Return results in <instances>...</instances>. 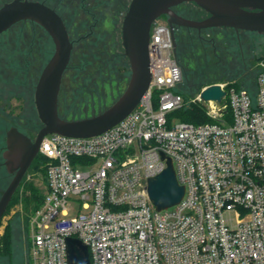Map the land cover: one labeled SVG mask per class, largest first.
<instances>
[{
    "label": "built area",
    "instance_id": "2783aa9c",
    "mask_svg": "<svg viewBox=\"0 0 264 264\" xmlns=\"http://www.w3.org/2000/svg\"><path fill=\"white\" fill-rule=\"evenodd\" d=\"M174 50L157 18L136 107L97 135L43 137L48 191L30 217L29 264H68L67 237L88 245L91 264H264V58L254 94L222 84L223 106L207 103L231 120L196 124L170 120L184 104ZM167 157L185 193L158 211L147 182Z\"/></svg>",
    "mask_w": 264,
    "mask_h": 264
},
{
    "label": "rangeland",
    "instance_id": "374dc122",
    "mask_svg": "<svg viewBox=\"0 0 264 264\" xmlns=\"http://www.w3.org/2000/svg\"><path fill=\"white\" fill-rule=\"evenodd\" d=\"M7 1L10 0H0V6ZM40 1H46L57 8L75 37H80L82 34L80 22L85 16L84 7L94 6L99 32L103 35V44L99 48L91 46V41L89 46L81 40L75 44L70 62L71 70L63 78L59 115L66 119H79L103 111L125 91L131 77V67L125 54L122 36L120 35L118 44L115 42V37L108 40V35L116 29L117 20L122 29L123 18L131 0ZM88 18L89 23L93 22L91 15ZM43 31L41 27H36L30 21H21L8 30V34L17 35L13 42L16 45H8V48H33L37 42L33 36L36 34L43 37ZM216 31L217 39L214 41L186 36L175 38L174 54L183 73L177 90L184 96V105H189L192 100L198 99L200 91L212 83H221L226 87L231 85L245 87L252 92L257 88L259 63L264 58V32L236 31L228 28ZM18 34L27 36L20 37ZM101 42L99 41L100 44ZM43 43L44 41L41 40V44ZM108 46L111 47L110 52L114 51V53L113 58L107 60V55L105 54L104 57L103 53L107 52ZM50 49L51 53L45 51V55L42 54V60L50 57L53 51L52 45ZM86 49H90L89 53ZM94 53L99 55L97 58L100 61H104L99 64L102 66L99 71L92 67V65L96 68L99 66L96 64L97 58H94ZM7 55V63L0 60V73L4 70L9 72V75L2 78L0 74L2 91L15 89L20 78V68L15 61L16 54L8 52ZM86 64L88 67L85 66ZM85 74H88V77ZM4 82L7 84L4 85ZM12 102L19 104L20 100L12 99ZM208 114L218 121L225 119L224 116L216 115L213 109L208 108ZM174 119L179 120L177 117ZM4 132V125L0 119V144L5 142ZM6 172L5 168H0V177ZM9 181L0 180V189L5 188ZM47 191L48 182L44 164L39 170L32 166L0 220V264H29L30 217L37 203L40 200L44 201ZM36 194L42 196L38 199Z\"/></svg>",
    "mask_w": 264,
    "mask_h": 264
},
{
    "label": "water",
    "instance_id": "95a60500",
    "mask_svg": "<svg viewBox=\"0 0 264 264\" xmlns=\"http://www.w3.org/2000/svg\"><path fill=\"white\" fill-rule=\"evenodd\" d=\"M186 1L195 2L207 10L210 16L203 21L179 16L173 7ZM164 14L168 15L171 27L174 24L198 28L229 26L236 30L264 32V0H131L122 22V43L131 67V77L125 91L111 106L97 114L79 119H66L59 115L58 98L73 43L64 20L55 9L40 0H10L0 6V34L19 21L32 20L40 23L55 43V51L41 73L35 92V102L43 126L0 198V219L31 160L38 154L45 135H97L121 121L136 107L151 80L148 54L151 26ZM174 45L176 46L175 37ZM199 95L204 106L211 101L221 108L226 90L221 83H212L205 86ZM17 138L28 141L22 134ZM147 191L158 211L181 201L185 186L179 182L170 157H167V167L148 179ZM65 243L68 264H91L86 243L76 237H67Z\"/></svg>",
    "mask_w": 264,
    "mask_h": 264
},
{
    "label": "flooded vegetation",
    "instance_id": "af4514ba",
    "mask_svg": "<svg viewBox=\"0 0 264 264\" xmlns=\"http://www.w3.org/2000/svg\"><path fill=\"white\" fill-rule=\"evenodd\" d=\"M46 3V2H45ZM50 7L55 9L59 15L64 20V23L66 25L68 35L70 40L73 43V49L77 41H84L86 42V46H89V41L91 46L95 48H99V46L103 44V35L99 32L98 28V22L96 17L95 8L90 6L84 7V18L81 19V36L75 37L74 33L71 31V28L68 27V24L63 17V15L57 10V8L49 3ZM173 10L181 17L193 20V21H203L207 19L210 16V13L197 5L195 2L192 1H186L183 3H180L173 7ZM91 15L93 22L89 23L88 16ZM160 20L163 19V21L168 22V15L164 14L159 17ZM33 23L36 27L42 28L44 31L42 32L43 37L40 35H34L33 37L35 40H37L36 44H34L33 48H14L9 49L8 45L15 46L16 44L14 42V38L17 36L15 34H8V30L11 29V27L0 34V60L3 62L8 61L7 59V53L8 52H14L17 58L16 65L20 68V78L18 81V86H16L15 89H6L5 91H0V119L3 122L4 125V136H5V142L3 144H0V168L7 171L3 177H0V180H10L7 183V186L11 182V180L16 175L17 171L19 170L20 166L22 165V162L24 161L25 154L30 150L31 145L35 142L43 123H41V119L37 110L36 102H35V92L36 87L38 84V81L40 79L41 73L43 69L45 68L46 64L52 57L54 51H55V43L53 41L52 36L49 34V32L38 22L32 21V20H26ZM169 23V22H168ZM15 25H12V27ZM114 26V25H113ZM173 34L174 37H181L186 36L188 38L193 39H199V40H211L214 41L217 39L216 37V30L222 29V28H228V29H234L233 27L229 26H212V27H189L184 25H178L174 24L173 26ZM115 28V27H114ZM77 29L75 32L77 33ZM236 31H240L236 30ZM20 37H23L26 34H18ZM122 36V29H120V23H118V20L116 22V29L113 33L108 35V40L110 41V38L115 37V42L119 43V37ZM27 36V35H26ZM41 40L44 41L43 44H41ZM99 41H102L101 44ZM108 43V42H107ZM52 45L53 51L50 57L46 60H42V54L44 52L51 53L50 46ZM113 48V47H112ZM73 49L71 53V58L73 54ZM111 47H107V52L103 53V56L107 55V60L113 58L112 54L114 51L110 52ZM114 49V48H113ZM95 50V49H94ZM93 50V51H94ZM97 50V49H96ZM87 53H89L90 49H86ZM94 58H97L95 53L93 54ZM105 57V56H104ZM71 58L68 63V66L66 70L64 71L63 77H62V83L64 75L71 70ZM104 59V58H103ZM97 60L96 64H101L100 62H104L103 60L100 61L99 58L95 59ZM87 63H89L88 60H86ZM85 66L88 67L86 64ZM93 69L99 71L100 67L97 68L93 66ZM2 77L5 75H9V72L6 70L3 71V73H0ZM88 77V74H85ZM3 83V82H2ZM62 83L60 87L59 92V98H58V111L60 106V96L62 94ZM7 84L4 82V85ZM68 95L70 96V93L68 92ZM12 99L20 100L19 104H14L12 102ZM22 134L25 136L28 141L20 140L18 135ZM38 155V154H37ZM37 155L31 160L28 168L26 169L19 185L17 186L15 192L12 195V198L8 204L10 205L14 195L16 194L20 184L22 181L27 178L31 167L34 163V160L36 159ZM10 176V177H9ZM9 177V178H8ZM3 178V179H2ZM1 188L0 189V198L4 192V190L7 188ZM8 208V207H7ZM5 213V212H4ZM4 215V214H3ZM1 220V219H0Z\"/></svg>",
    "mask_w": 264,
    "mask_h": 264
},
{
    "label": "trees",
    "instance_id": "16d2710c",
    "mask_svg": "<svg viewBox=\"0 0 264 264\" xmlns=\"http://www.w3.org/2000/svg\"><path fill=\"white\" fill-rule=\"evenodd\" d=\"M44 2H46V1H44ZM22 21H26V20H22ZM19 22H21V21H19ZM19 22H17V23H19ZM17 23H15L14 25H16ZM231 86L236 87L238 89L239 88H245V87H240V86H236V85H231ZM231 86H227L226 88L228 89ZM176 91L182 94V92L178 91L177 88H176ZM255 91L254 92L250 91V92L252 94H254ZM174 117H177L179 120L193 122L196 124L216 121L215 119H212L211 116L208 114V108L206 106H204L201 103V101H199L198 99L192 100V102L189 105L183 104L179 109L172 111L170 114V120H173ZM224 118L226 120H231V116H230V113L228 110L224 113ZM43 164L46 168V174H47L46 159L44 157H42L40 154H38L36 159L34 160V163L32 166H34L37 170H39ZM28 186L31 187L30 185H28ZM36 195H37L36 197L38 199L42 196V195H38V194H36ZM27 200L29 203V200H30L29 197ZM41 201L42 200H40V202L37 203L34 210H36L37 208H39L41 206V204L43 203V201L42 202Z\"/></svg>",
    "mask_w": 264,
    "mask_h": 264
}]
</instances>
